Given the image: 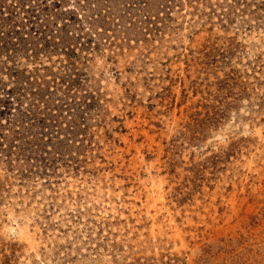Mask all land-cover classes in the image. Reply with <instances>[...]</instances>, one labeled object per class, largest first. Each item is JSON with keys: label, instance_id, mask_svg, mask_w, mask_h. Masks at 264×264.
I'll list each match as a JSON object with an SVG mask.
<instances>
[{"label": "rangeland", "instance_id": "374dc122", "mask_svg": "<svg viewBox=\"0 0 264 264\" xmlns=\"http://www.w3.org/2000/svg\"><path fill=\"white\" fill-rule=\"evenodd\" d=\"M141 1L0 0V264H264V0Z\"/></svg>", "mask_w": 264, "mask_h": 264}, {"label": "trees", "instance_id": "16d2710c", "mask_svg": "<svg viewBox=\"0 0 264 264\" xmlns=\"http://www.w3.org/2000/svg\"><path fill=\"white\" fill-rule=\"evenodd\" d=\"M131 3H138L140 4L142 1L141 0H130ZM148 14L147 16L148 17H151L152 16V13L150 11H147ZM38 16L36 13H33L31 17H36ZM30 23L33 24L32 27H31V30H30V33H33L35 32L36 34H41V41L39 43H37L36 45H34V47L32 48H29V49H32V50H35V52L37 51L40 52L42 49L39 48L40 45H42V47H44L45 50H48L50 47H52L53 45L56 44V47L61 44V47L63 49H68L70 50L72 53L74 52V50H76V48L78 47L79 43L81 44V46L85 45L87 42L86 40L81 42V39L85 38L87 39L88 38V33L85 34V35H82V34H79L78 38L75 37V35H70L69 31L68 30H63L60 35H55L53 34V39L52 38H48L49 34L47 33V27H49L50 25H47L46 28H43V25L39 23L38 21V18L36 19H30ZM35 24H38L37 26ZM37 28V29H35ZM58 37L60 41H55V38ZM14 38H17V39H21V40H18L16 43H20L22 42V40L24 39L23 36H20L18 35V33H15V35H11V39H14ZM52 41H54V43H52ZM15 44V43H13ZM47 119H50L51 120V117L50 118H42V119H36V118H29L28 120H20V123L22 124L24 130L25 129H35V128H41L39 131V133H43L44 134V129L50 127V125L48 123H46V120ZM26 123L28 125H30L29 127L26 126ZM16 124V122H15ZM20 124V125H21ZM42 124V125H41ZM17 127V125H15ZM6 130L8 129H2L1 130V133H0V146L3 147L5 144H7V147L10 148V152H8V156H10L13 151H11V148L12 147H31L29 144L31 142L25 140L26 136H23L22 132L21 131H14L13 133H8L6 132ZM10 130V129H9ZM37 133V131L34 132V135ZM24 137V138H23ZM24 139V140H23ZM35 145H39L40 146V143H35ZM46 158L43 157L40 159V161H42V163H46ZM48 163V162H47ZM44 164V167L47 168L48 165ZM49 168V167H48Z\"/></svg>", "mask_w": 264, "mask_h": 264}]
</instances>
